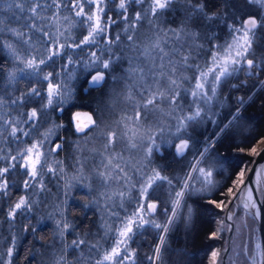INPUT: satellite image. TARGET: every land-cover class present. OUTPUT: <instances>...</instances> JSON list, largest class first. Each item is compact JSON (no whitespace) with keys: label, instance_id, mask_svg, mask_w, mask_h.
<instances>
[{"label":"snow or ice","instance_id":"6c2138e0","mask_svg":"<svg viewBox=\"0 0 264 264\" xmlns=\"http://www.w3.org/2000/svg\"><path fill=\"white\" fill-rule=\"evenodd\" d=\"M176 3L183 7V19L176 27H165L166 14L173 11ZM246 3L258 10L227 17L226 13L222 16L206 11L204 0H0V52L12 63L11 68L0 64L3 78L0 141L8 144L0 148V201L7 205L0 207V211L4 212L9 229H14L17 218L22 216L28 223L21 231L35 234L37 227L31 224V214L42 203L34 197L48 190L44 177L52 174L63 179L65 176L64 161L53 158V154L64 149L66 141L58 132L65 126L53 121L51 113L63 112V105L72 99L69 82L77 78L79 67L84 74L82 83L88 87H100L109 79L120 85L119 92L115 88L112 91L125 108L116 119H106L109 104L114 105L116 100L98 108L95 119L89 113L72 114L70 123L79 139L74 147L75 171L65 180L64 195L68 196L75 183H80L89 196L95 193L89 202L99 204L102 200L114 222L103 225L104 235L95 242L88 239L89 234L83 238L76 234V238L68 241L66 234L70 229L74 232V226L65 215L67 200L53 204L47 218L59 216L55 220L54 239L59 240L60 246L51 245L50 264H138V249L132 244L138 234L149 228L160 234L152 255L144 259L148 264H162L172 225L182 215L190 218L186 197L194 191H211L217 184L213 175L215 162L209 158L214 142L205 141L202 149H194L187 129L208 115L207 106L228 78L238 72L251 76L264 71V55L258 57L254 50L257 41L264 39L258 36V30L264 31V0H246ZM134 5L136 8L130 14L129 9ZM5 12L11 15L5 16ZM218 19L224 20L229 39L223 44H212L210 61L202 65L198 62L204 50L200 41L208 40L211 44L214 36L210 37L207 29ZM196 21L200 22L199 27L194 26ZM118 22L123 27L113 35L111 28ZM145 22L146 32L141 31ZM77 24L84 34L73 37ZM114 46L120 54L114 51ZM118 62L127 63V67L121 66V74L117 75L114 66ZM188 71L193 75L186 76ZM29 77L32 80L26 90L16 87ZM190 81H194L191 87H184ZM260 86L264 88V81H260ZM88 87L84 88L85 92ZM187 96L191 100L185 106L183 98ZM239 103L243 105L242 98ZM150 115L163 119L149 122ZM227 128L225 125L214 135L219 136ZM93 141L102 143L87 148ZM12 143L16 144L15 148L11 147ZM259 143L264 144V138ZM117 145H122L120 151L116 150ZM164 146L174 150L177 158L195 151L182 176H169L165 174L166 167L155 163V154H162ZM84 151L99 157L87 174L88 158L80 155ZM125 153L129 155L126 157ZM250 154L260 155V152L252 147ZM18 170L23 177L20 181L23 192L14 199L12 188ZM247 171L250 169L240 166L231 186L221 193L231 198L227 203L224 200L209 203L223 210L239 201L245 215L259 221L264 218V184L257 182L254 188L246 183ZM256 175L264 176V165ZM86 179L88 183H84ZM196 182L202 186L195 188ZM165 185L167 202L158 195ZM126 202L132 204L131 210L124 207ZM164 204L165 221L160 223L156 214ZM113 208L121 209L125 215ZM233 220L234 212L229 209L208 239H220L222 232L231 231ZM40 223L38 220L37 225ZM6 239L0 264H12L17 247L18 236L14 231ZM108 242L110 246L104 247ZM69 250L79 255L69 260ZM222 253L228 256L230 264H264V240L250 236L248 242L234 248H215L210 252L208 264H223Z\"/></svg>","mask_w":264,"mask_h":264},{"label":"trees","instance_id":"16d2710c","mask_svg":"<svg viewBox=\"0 0 264 264\" xmlns=\"http://www.w3.org/2000/svg\"><path fill=\"white\" fill-rule=\"evenodd\" d=\"M206 5V11L217 12L222 16L227 14V17H231L233 13L238 16H242L244 13H255L258 9L249 8L246 0H204ZM254 6V5H251ZM135 5L129 9L130 14L135 10ZM183 7L181 4L176 3L173 5V11L166 14V25L176 27L183 19L182 15ZM5 16L11 15L8 12L4 13ZM67 15V14H64ZM114 15V14H113ZM226 17V18H227ZM229 22H231L229 20ZM23 23V21H21ZM146 24V22H145ZM144 24V25H145ZM200 22L196 21V27H199ZM143 25V31H144ZM123 27L122 22H118L111 28L112 34L119 33ZM82 30V31H81ZM210 37L214 36L211 40V44L208 40L200 41L204 45V50L200 52L198 62L205 64L210 61L209 48L212 44H223L229 39V32L225 25L224 20L218 19L213 21L211 26L207 29ZM84 34V30L79 26L72 31L73 37H79ZM258 36H264V31L258 30ZM121 39L124 37L121 35ZM256 55L259 57L264 55V39L257 41L254 45ZM114 51L120 54V50L115 48ZM81 55H84L83 53ZM195 56L196 53H193ZM251 58V57H250ZM0 64H4L7 68L12 67V63L6 59V54L0 52ZM121 66L126 68L127 63L121 65L120 62L114 66V74H121ZM77 78L72 80L71 87L73 89L72 99L63 105V112H52V120L57 123H63L64 128L60 129L58 135L66 141L63 151L58 154H53L54 159L63 160L67 169H73V156L75 142L79 139L75 134L70 120L72 114L78 110L89 111L93 118H96L97 109L103 107L105 104H109L110 101L116 100L114 105L109 104L107 109L106 119H116L122 114V110L125 108L116 96H113V88L117 92L120 91V85H114L109 79L106 83L100 87H88L82 82L84 80L83 70L77 67ZM186 76H192L193 73L188 71ZM32 80L29 77L27 80H21L16 87L20 90H26L29 87V81ZM260 81H264V71L259 72L258 75H246L244 72H238L234 76L228 78L227 82L222 84L218 90L217 97L207 106L208 115L203 119L197 120L190 124L187 129L188 134L193 138V145L195 148H203L204 142H214V150L210 151L209 158L215 162L214 180L217 182L216 187L211 191L197 192L194 191L188 197H186V203L190 206V218H186V215H182L178 218L175 224L172 225L170 232L167 235L166 250L163 252L162 264H207L211 250L215 248L224 249L227 245V230L222 232L221 238L216 240H209V234L216 228V220L225 219L226 209L217 208L215 205L209 203L210 200H224L226 203L230 197L222 196V192H226L227 188L231 186L232 180L238 173L240 166H251L253 158L246 153L239 151V149H250L260 138L264 137V88H261ZM34 82V81H33ZM246 82V83H244ZM194 81L186 83L184 87L190 88ZM3 85L2 74H0V87ZM236 85L237 87H233ZM88 87V91L85 92L84 88ZM257 89V90H256ZM256 91V92H255ZM255 92V93H254ZM242 98L244 103L241 105L239 99ZM191 100L190 96L183 98V103L187 106ZM34 105H29L31 107ZM241 109L236 115L237 109ZM23 111V109H21ZM129 113L131 109H128ZM158 119L157 116L150 115L148 117L149 122ZM231 121V123H230ZM228 125V128L224 133L219 136H215V133L220 131V128ZM28 138H23L27 140ZM55 139V137H52ZM199 141V143H196ZM3 143V142H2ZM102 141H93L87 145V148L98 147ZM8 145V144H6ZM5 145V148L7 147ZM14 147V145H13ZM122 145H117L116 150L120 151ZM80 155L88 158V164L86 166L87 172L99 162V157L90 155L88 151L82 152ZM129 154L125 153L127 157ZM134 155V154H133ZM196 155L195 151L186 153L183 158H177L174 155V150L168 149L167 146L162 148V154H155L154 159L157 165L167 168L165 174L169 176L183 175L188 170V164L194 159ZM204 166V165H202ZM19 172V173H18ZM16 184L12 188L14 199L22 194L23 189L20 187V181L23 179L20 174V170L14 176ZM44 183L47 185V191L39 195V199H43L45 193L50 191H57L56 185L53 183L51 174L44 177ZM84 183H88L86 179ZM94 186L98 187V184L94 182ZM202 185L199 182L194 184L195 188H200ZM80 187V193L78 189H75V193L80 194V204L71 202L69 206L67 219L74 226L68 233L69 239L76 238V234L88 235V239L92 242L100 239L104 235L103 225L107 223H113L114 221L108 215V209L104 202L101 200L99 204H93L89 201L95 198V193L91 196L88 195V190ZM76 194H74L76 196ZM162 201L167 202L169 200L167 186L165 185L158 193ZM118 203V201H117ZM134 204V201L132 202ZM166 204L161 206V210H158L156 214L157 222L163 223L165 217L162 208ZM0 207L6 208L7 205L0 201ZM74 207H79L82 211V227L78 224V221L70 214ZM125 208L132 209V204L125 203ZM232 209L235 210V206L232 205ZM114 211L120 212V215H125V212L119 208H114ZM244 210L239 208L235 215V228L232 236L231 248L241 245L246 242V237L255 236L257 232L256 222L250 216L243 218ZM4 212L0 211V236L2 238L3 247L7 246V237L9 236L7 227L8 223L4 220ZM241 220L240 227L237 222ZM41 223L37 225V221ZM19 231L16 234L19 236L16 250L14 252L12 264H39V256L42 255L44 250L49 248V238H51L52 227L49 222L42 218L41 213L35 209L31 214V224L37 227V231L33 234L30 231H21L24 224L28 223V220L24 217H18L16 222ZM16 227V226H15ZM159 231L153 228H149L143 231V234H138L135 237V242L132 244L133 248L138 249V264H148V261L144 259L145 256L152 255V249L158 243ZM110 246V242L104 243V247ZM4 250H1L2 252ZM85 255L87 256V247L83 248ZM95 255V254H93ZM231 255V252L229 253ZM228 264L230 261L228 259Z\"/></svg>","mask_w":264,"mask_h":264},{"label":"rangeland","instance_id":"374dc122","mask_svg":"<svg viewBox=\"0 0 264 264\" xmlns=\"http://www.w3.org/2000/svg\"><path fill=\"white\" fill-rule=\"evenodd\" d=\"M249 8L252 9V8H255V6L249 5ZM63 14H67L68 15L67 12H65ZM110 14L113 15L114 13H110ZM147 29H148V25H147V22H146V24L144 25V31L146 32ZM141 31H143V27H142ZM70 86H71V83H70ZM113 96H115V95L113 94ZM76 112L89 113V114H91L89 111H86V110H78ZM158 119H163V117L158 115ZM5 145L6 144L4 142L2 143V141H0V148H5ZM13 145H14V147H13ZM6 146H8V145H6ZM11 147L12 148H15L16 147V144L15 143H12L11 144ZM243 153H246V154H249L250 155V149H244ZM246 168L248 169V167H246ZM74 171H75L74 167H73V169H70V170L65 167V176H64L63 179L60 178L59 175L54 176V175L51 174L52 181L56 185L57 191H50L48 193H45V195L43 196V199H41V200L39 199V196L34 197L35 199H38V200H40L42 202L35 209L37 210V212L41 213L42 218H44L47 222H49L50 225H51V227H52L51 238H49V242H48V244H49L50 247L47 248L46 250H44V252L42 253V255L39 256V259H38L39 260V264H50V260H51L50 253L53 251L51 245L55 244L56 248H59V246H60L59 240L54 239V233H55V229H56L55 220L56 219H59V216L56 215L52 219H48L47 218V214L53 211L52 205L53 204H57V203H59L62 200H67V204L64 206L66 208L65 215L67 217L68 211H70L69 210L70 203L75 201V203H77V205L80 204V194H78V193H80V187H79L81 185L80 183H78V182L75 183V186L71 189V191H70V193H69L68 196H65L64 195V191H65V189H64L65 180H67L69 177H71L74 174ZM246 175H247V172H246ZM75 189H78V193L77 194L75 193ZM81 189H82V186H81ZM74 194H76V196ZM70 214L72 215V217H74L78 221V224L82 227V211H81V209L79 207H74V209L72 210V212ZM245 216H246L245 213H243V218L244 219H246ZM219 221H218V219L216 220V227L218 226V222ZM237 224L240 227V224H241V220L240 219L237 222ZM15 226L16 227L13 230H10V231H14L16 233V231H19L20 230L19 228H17V224L16 223H15ZM7 227H8V225H7ZM10 231L8 230V232H10ZM70 231H72V229L69 230V233H70ZM0 233H1V230H0ZM66 235H68V234H66ZM80 237L82 238V235L81 234H80ZM247 238H248V235L246 237V242L249 241V239H247ZM72 239H74V238L69 239L67 237V240L68 241H71ZM18 241H19V236H18ZM18 241H17V243H18ZM5 248H6L5 246L3 247L2 238L0 236V251L1 250H5ZM78 255H79L78 252H74L72 250H69L68 259L69 260H72L74 257H76Z\"/></svg>","mask_w":264,"mask_h":264},{"label":"water","instance_id":"95a60500","mask_svg":"<svg viewBox=\"0 0 264 264\" xmlns=\"http://www.w3.org/2000/svg\"><path fill=\"white\" fill-rule=\"evenodd\" d=\"M237 114L238 113L236 112L234 116H236ZM258 151L260 152V155H255L254 156L252 164H251V166L249 168L250 171H248V173L246 175V178H245L246 183L252 184L254 188L256 186H258L257 182H260L261 184H264V176L258 177L256 175V172L259 171L260 166L264 165V145L261 146ZM229 209H231V204L229 205ZM229 209H227L226 215H227V212H228ZM226 215H225V217H226ZM234 216H235V212H234ZM255 222H256V226H257V234H256V236L259 237L261 240H264V218H262L259 221H255ZM230 223L233 224V228H232L231 231H227V245L225 246V248H231V245H232V236H233V232H234L235 221L233 220ZM222 256H223V254H222ZM223 264H228V256H223Z\"/></svg>","mask_w":264,"mask_h":264},{"label":"bare ground","instance_id":"6f19581e","mask_svg":"<svg viewBox=\"0 0 264 264\" xmlns=\"http://www.w3.org/2000/svg\"><path fill=\"white\" fill-rule=\"evenodd\" d=\"M264 138V137H262ZM261 140V138L257 141V146L256 148L259 150L261 146H263L264 144H260L259 141ZM257 227V226H256ZM249 235V234H248Z\"/></svg>","mask_w":264,"mask_h":264},{"label":"built area","instance_id":"2783aa9c","mask_svg":"<svg viewBox=\"0 0 264 264\" xmlns=\"http://www.w3.org/2000/svg\"><path fill=\"white\" fill-rule=\"evenodd\" d=\"M254 147H256V146H254Z\"/></svg>","mask_w":264,"mask_h":264},{"label":"flooded vegetation","instance_id":"af4514ba","mask_svg":"<svg viewBox=\"0 0 264 264\" xmlns=\"http://www.w3.org/2000/svg\"><path fill=\"white\" fill-rule=\"evenodd\" d=\"M82 31V30H81Z\"/></svg>","mask_w":264,"mask_h":264}]
</instances>
